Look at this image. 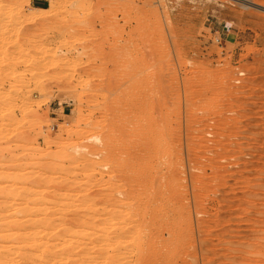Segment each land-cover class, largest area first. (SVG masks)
Segmentation results:
<instances>
[{"label":"rangeland","instance_id":"374dc122","mask_svg":"<svg viewBox=\"0 0 264 264\" xmlns=\"http://www.w3.org/2000/svg\"><path fill=\"white\" fill-rule=\"evenodd\" d=\"M141 133L157 161L133 160ZM162 251L264 264V0H0V264Z\"/></svg>","mask_w":264,"mask_h":264},{"label":"bare ground","instance_id":"6f19581e","mask_svg":"<svg viewBox=\"0 0 264 264\" xmlns=\"http://www.w3.org/2000/svg\"><path fill=\"white\" fill-rule=\"evenodd\" d=\"M69 1H70V0H69ZM70 3H71V2H70ZM52 5H53V4H52ZM141 101H142V100H141ZM142 102H143V101H142ZM212 112H213V111H212ZM213 114H214V113H213ZM157 117H158V116H157ZM156 120H157V119H156ZM218 121H219V120H218ZM145 122H146V119H145ZM152 123L154 124V122H152ZM137 124H138V126H140V125L142 126L141 123H137ZM139 124H140V125H139ZM153 124H152V125H153ZM144 125H146V123L144 124V122H143V126H144ZM149 125H151V123H150ZM149 125H147V126L149 127ZM154 125H155V124H154ZM141 126H140V127H141ZM140 127H139V128H140ZM144 127L146 128V126H144ZM144 127H143V129H145ZM148 127H147V128H148ZM139 128H137L138 131H140V129H141V128H140V129H139ZM143 129H142V130H143ZM149 129H152V128H148V131H149ZM144 131H146V130H144ZM151 131H153V130H151ZM140 132H142V131H140ZM140 132L138 133L139 135H140ZM136 133H137V132H136ZM143 134H144V133H143ZM143 134L141 133L142 138H144V139H142V141H139V143L137 142L138 144L135 143L136 145L133 147V149H134L133 151H135V152H134L135 155H134L133 153H131V154H133L134 157H135L133 160L136 159L137 161H139V159H141L140 156H143V155L146 156V155L149 153V152L147 153L146 151H148V150L151 151L150 148H152V145L154 146V145H156V144H157V145L160 144V143L158 144V140H157V143H156V141H155L156 144L152 141L154 144L152 143L151 146H148V148H147V143H146L147 139H146V137H147V135H150V134H147V135H146V133H145V136H144ZM137 136H138V135H137ZM143 136H144V137H143ZM159 136H161V135H159ZM156 137H158V136H156ZM148 138H151V136L148 137ZM138 139L140 140L141 137H138ZM155 139H157V138H155ZM135 140L138 141L137 139H135ZM135 140H134V141H135ZM148 140H149V139H148ZM151 140H154V139L152 138ZM159 140H160V139H159ZM136 141H135V142H136ZM147 142H149V141H147ZM150 142H151V141H150ZM159 142H160V141H159ZM107 143H108V142H106L105 144H107ZM115 143H116V142H115ZM112 144H113V142H112ZM148 144L150 145V143H148ZM108 145H109V147H110V144H109V143H108ZM133 145H134V144H133ZM104 146H105V145H104ZM112 146H113V145H112ZM159 146H160V145H159ZM106 147H107V146H106ZM106 147H105V149H106ZM113 147H114V146H113ZM125 147H126V146H125ZM125 147H123V148H125ZM149 147H150V148H149ZM146 148H147L148 150H146ZM155 148H156V147H155ZM157 148H158V147H157ZM157 148L155 149V151H153V150H154V147H153L152 151H153V152H157V151H156ZM102 149H104V148H102ZM102 149H101V150H102ZM105 149H104L103 151H105ZM110 149H111V148H110ZM114 149H115V148H114ZM129 149H130V148H129ZM158 149H160V148H158ZM107 150H108V149H107ZM115 150H116V149H115ZM124 150H125V149H124ZM126 150H127V149H126ZM160 150H161V149H160ZM160 150H159V151H160ZM108 151H109V150H108ZM131 151H132V150H131ZM152 151H151L149 154H152ZM159 151H158V152H159ZM166 151H167V150H166ZM100 152H102V151H99V153H100ZM105 152H106V151H105ZM105 152H103V153H105ZM109 152H111V151H109ZM121 152H122V151H121ZM125 152H126V151H125ZM162 152H163V151H162ZM162 152H160V153H162ZM168 152L171 154V152H170L169 150H168ZM172 152H173V151H172ZM115 153H117V152H115ZM127 153H128V152H127ZM140 153H141V155H140ZM146 153H147V154H146ZM164 153H166V152L164 151ZM119 154H120V153H119ZM131 154H130V155H131ZM153 154H156V153H153ZM153 154H152V159H154L153 157H155ZM157 154H158V153H157ZM166 154H168V153H166ZM113 155H114V154H113ZM113 155H112V156H113ZM117 155H118V154H117ZM160 155H161V154H160ZM160 155H159V157H160ZM104 156H106V155H104ZM110 156H111V155H110ZM122 156H123V155H122ZM144 156H143V157H144ZM148 156H150V155H148ZM148 156L146 157V160H147V158H149V159L151 158V157H148ZM156 156H157V155H156ZM164 156H165L164 154L161 155V158H163ZM114 157H115V155H114ZM114 157H113V158H114ZM166 157H167V156H166ZM166 157H165V158H166ZM157 158H158V156H157ZM169 158H171V157L169 156ZM169 158L166 159V161L164 162L165 164L167 163V160H169ZM104 159H105V158H103V160H104ZM110 159H111V161H109V162H112V158H110ZM149 159H148V160H149ZM158 159H159V158H158ZM172 159H173V158H172ZM133 160H132V161H133ZM136 160H135V161H136ZM154 160H156V157H155ZM104 161H105V160H104ZM113 161H115V160H113ZM130 161H131V160H130ZM140 161H141V160H140ZM142 161H143V160H142ZM156 161H157V160H156ZM107 162H108V161H107ZM109 162H108V163H109ZM133 162H134V161H133ZM133 162H131V163H133ZM158 162H159V160H158ZM169 162H170V161H169ZM169 162H168L166 165H164V166L168 167ZM105 163H106V162H105ZM113 163H115V162H113ZM113 163H112V164H113ZM144 163H145V162H144ZM173 163H174V162H173ZM115 164H116V163H115ZM126 164H127V163H126ZM135 164H136V163H135ZM135 164H134V165H135ZM142 164H143V162H142ZM170 164H171V163H170ZM116 165H117V164H116ZM116 165H115V166H116ZM110 166L113 167V165H110ZM110 166H109V167H110ZM170 166H172V165H170ZM117 167H120V166L118 165ZM117 167H115V168H117ZM127 167H128V166H127ZM130 167H131V165H130ZM133 167H134V166H133ZM141 167H142V166H141ZM173 167H174V165H173L171 168H167V169H169V170L171 169V172H173V170H172ZM107 168H108V167H107ZM122 168H123V167H122ZM143 168H144V167H143ZM153 168H154V167H153ZM164 168H165V167H164ZM118 169H119V168H118ZM120 169H121V167H120ZM129 169H130V168H129ZM167 169H166V170H167ZM110 170H111L110 172L113 171L111 168H110ZM124 170H125V169H124ZM140 170H141V169H140ZM148 170H149L150 173H148ZM155 170H156V169H153L152 171L154 172ZM157 170H158V169H157ZM116 171H117V170H116ZM126 171L128 172L129 170H126ZM152 171H151L150 169H147L148 176H150V175L153 173ZM164 171H165V170H163V172H164ZM141 172H143V171L141 170ZM144 172L146 173V170H145ZM157 172H160V171H156V173L154 172V173L157 174V175H155V174L153 173L154 175L152 174L151 176H152V178L155 176V178H154V179H152V178L150 179V177H149V180H148V181H150L151 183H153V182L155 183V181L157 182V183H156V187L159 188V190H158V193L155 192L156 194H155L154 198H155V197H158V194H159V197L157 198V200H158V199L161 198V196L164 197V198L166 197V196H165V193H166V191H167L168 189H167V186H166V183H165L166 181H165V180H166V178H167L168 175L165 176V177H166V178H165V177L163 176V172H160V173H162L161 175L158 174ZM166 172L168 173V171H166ZM166 172H164V174H166ZM171 172H170V174H171ZM103 173H104V172H103ZM115 173H116V172H115ZM117 173H118V172H117ZM125 173H126V172H125ZM125 173H124V174H125ZM137 173H138V172H137ZM119 174H120V173H119ZM130 174H131V173L129 172V175H130ZM138 174H139V173H138ZM138 174H137V175H138ZM143 174H144V173H143ZM172 174H173V173H172ZM129 175H128V176H129ZM146 175H147V174H146ZM116 176H118V174H116ZM121 176H122V173H121ZM124 176H125V175H124ZM128 176H126V177H128ZM130 176H131V178H132V175H130ZM144 176H145V175H144ZM148 176H146V178H147ZM134 177H136V175H134ZM140 177H141V176H140ZM140 177H139V178H140ZM168 177H169V179H171L170 176H168ZM172 177H173V176H172ZM139 178H137V179H139ZM143 178H144V177H143ZM143 178H142V180H140V179H141V178H140L139 181H137V182H135L137 179H134L135 181H133V182L137 183V185H138V184L141 185V184L144 182ZM146 178H145V179H146ZM126 179H127V178H126ZM164 179H165V180H164ZM172 179H173V178H172ZM122 180H123V179H122ZM132 180H133V179H132ZM151 180H153V181H151ZM154 180H155V181H154ZM167 180H168V179H167ZM127 181H128V180H127ZM145 181H146V183L148 182L147 180H145ZM125 182H126V181H125ZM128 182H129V181H128ZM131 182H132V181H130L129 183H131ZM144 183H145V182H144ZM144 183H143V184H144ZM147 184H148V186H149L150 183L148 182ZM128 185H129V184H128ZM131 185H133V184H131ZM131 185H130V186H131ZM138 186H139V185H138ZM152 186L154 187L155 185H152ZM152 186H151V187H152ZM134 187H135V186H134ZM151 187H149V188H151ZM153 187H152V188H153ZM136 188H137V187H136ZM145 188H146V186H145ZM127 189H128V188H127ZM129 189H131V187H130ZM153 189H154V188H153ZM151 190H152V189H151ZM170 190H171V189H170ZM142 191H143V190H142ZM142 191H141V192H142ZM174 192H175V191H173V193H174ZM129 193H131V192H129ZM133 193H134V191H133ZM173 193H171V194H173ZM175 193H176V192H175ZM132 195H133L134 197H136L137 194H132V193H131V195H129V196H131V197L128 196V197L130 198V200L135 201V200H134V197H133ZM153 195H154V194H153ZM156 195H157V196H156ZM167 195H168V194H167ZM173 195H174V194H173ZM150 197H152V196L150 195ZM167 197H168V196H167ZM129 198L126 197L125 199H129ZM132 198H133V199H132ZM136 198H138V197H136ZM139 198H140V197H139ZM139 198H138V199H139ZM150 199H151V200H150ZM107 200H108V199H107ZM114 200H115V199H114ZM114 200H112L111 202H113ZM118 200H119V199H118ZM118 200H117V202H118ZM148 200H150V201H149L150 203H151V201H152V202L154 201V200H153V197H152V198H148ZM157 200L155 199V202H156ZM142 201H143V200H142ZM106 202H107V201H106ZM106 202H105V203H106ZM117 202H116V203H117ZM129 202H131V201H129ZM121 203H122V202H121ZM121 203H120V204H121ZM134 203H135V202H134ZM134 203H129V204H132V205H133ZM137 203H138V202H137ZM146 203H147V202H146ZM158 203H159V202H158ZM106 204H107V203H106ZM112 204H113V203H112ZM122 204H123V203H122ZM125 204H126V203H125ZM114 205H115V202H114ZM114 205H111V206L114 207ZM149 205H150V204H149ZM107 206H108V205H107ZM118 206H119V204H118ZM122 207H123V206H122ZM136 207H137V208H139V207L141 208V204L138 205V206L136 205ZM118 208H120V206H119ZM144 208L146 209L145 206H144ZM103 209H104V208H103ZM116 209H117V208H116ZM172 209H173V213H174V208H172ZM175 209H176V208H175ZM140 210H141V209H140ZM105 211H106V210H105ZM144 211H145V210H144ZM144 211H143V212H144ZM146 212H147V210H146ZM146 212H144V213H145V216H146V214H147ZM171 212H172V211H171ZM137 213H139L138 210H137ZM171 214H172V213H171ZM141 215H142V214H141ZM142 219H143V218H142ZM147 219H148V218H147ZM169 219H170V218H169ZM169 219H168V220H169ZM168 220H167L166 222H168ZM138 221H140V220H138ZM148 221H149V220H148ZM164 221H165V220H164ZM164 221H163V224L166 223V222H164ZM140 222H141V221H140ZM146 222H147V221H146ZM103 223H105V222H102V224H103ZM171 223H172V222L170 221V224H171ZM129 224H130V223H129ZM132 224H134V223L132 222ZM132 224H131V225H132ZM142 224H143V222H142V223H139V225H137V226L140 227V226H142ZM151 224H152V223H151ZM166 224H167V223H166ZM168 224H169V223H168ZM168 224H167V225H168ZM104 225H107V223H105ZM124 226H125V225H124ZM124 226L122 225V228H121V226H120L119 228H118V226H116V227H117V230H116L117 232H115V229H116V228L114 229V228H113L114 225H113L112 228H113L114 233H115L114 236L112 237V241L114 240L113 243H114V242H115V243L119 242V241L121 240L120 238H121L122 234H123L125 231H127V230L129 229L127 226H126V227H127L128 229L123 228ZM137 226H135V227L137 228ZM148 226H149V225H147V227H148ZM160 226H162V225L160 224ZM170 226H171V225L163 226L162 228H160L161 230H159V231L157 230V232L155 231V233L152 232V234H154V235H153V237H154L153 239L156 240L157 243L159 242V244H156V243L154 242L153 239H152V240L149 239L148 236H146V237L149 239V241H152V242H153V243L151 242V244H152L153 246H154V244L160 246V245H161L160 243H162V242L165 244V246H167V245H166V243H167V236L170 237L169 235H171V234H172L173 236H175V238H174V240H173L174 242H175L176 239L178 238V237L176 238V234L178 233V231H177V230H174L175 233L177 232L176 234L174 233V231L172 232V230H173L174 227H175V224H174V226L172 225L173 227L171 226L172 228H170ZM101 227H102V226H101ZM105 227H107V226H105ZM105 227L103 226L101 229H103V231H105V229H107V228H105ZM133 227H134V226L132 225V228H133ZM135 227H134L133 229H136ZM149 227H150V226H149ZM168 227H169V228H168ZM104 228H105V229H104ZM133 229H132V230H133ZM138 229H139V228H138ZM138 229H137V230H138ZM140 229H141V228H140ZM156 229H157V228H156ZM171 229H172V230H171ZM113 230H111V232H113ZM164 230H166V231H164ZM153 231H154V230H153ZM130 232H132V231L130 230ZM137 232H138V231H137ZM164 232H165V233L167 232L169 235H167V236L165 237V233H164ZM180 232H181V231H180ZM37 233H38V232H37ZM37 233L35 232L34 234H37ZM172 235H171V237H172ZM179 235H180V234H179ZM171 237H170V239H171ZM147 238H146V240H143V238H142V239L139 238L138 243H137V240L134 242V243H135V248H136V244H137V248H136V249H138V251H141V250L143 249V247L146 245L145 243L147 242ZM24 239H25V238H24ZM55 239H56V238H55ZM165 239H166V240H165ZM168 239H169V238H168ZM182 239H184V238H181V242H182ZM185 239H186V238H185ZM185 239H184V240H185ZM106 240H108V239H106ZM177 240L180 242L179 239H177ZM58 241H59V240H58ZM143 241H145V243H144ZM149 241L147 242L148 245H150V244H149ZM173 241L171 240V243H169V244H172ZM187 242H188V241H187ZM56 243H57V242H56ZM108 243H109V240H108ZM115 243H114V244H115ZM163 243H162V245H163ZM61 244H62V243H61ZM109 244H110V243H109ZM143 244H145V245L143 246ZM175 244H176V243H175ZM162 245H161V247H162ZM48 246H49V245H48ZM173 246H174V243H173ZM173 246H172V245H170V246L168 245L167 247H171V250H172V247H173ZM130 247H131V246H130ZM147 247H149V248L147 249ZM150 247H152V246H147V245H146V250L148 251L149 249H153V247H152V248H150ZM154 247H155L154 249H157V248H158V246H157V248H156V246H154ZM51 248H52V247H51ZM162 248H163V249H166V248H164V246H163ZM162 248H161V249H162ZM158 249H159V248H158ZM167 249H169V248H167ZM167 249H166V250H167ZM169 250H170V249H169ZM169 250H168V253H169ZM151 251H153V250H151ZM148 252H149V251H148ZM155 252H156V251H155ZM155 252H154V253H155ZM166 252H167V251H166ZM150 253H151V252H150ZM152 253H153V252H152ZM152 253H151V254H152ZM170 253H171V252H170ZM147 254H149V253H147ZM151 254H150V255H151ZM155 254H157V253H155ZM150 255H149V256H150ZM168 255H169V254H168ZM57 256H58V255H57ZM149 256L146 255L147 258H148ZM167 257H168L167 254L164 253V251H162V253H160V254H158V255H156V256H155L154 254L151 255V258L149 257V260L147 259V261L150 262V264H151V263H152V264H159L160 262H164V261H165L166 259H168V258L170 259V256H169L168 258H167ZM60 259H61V258H60ZM147 261H146V262H147ZM147 264H149V263H147Z\"/></svg>","mask_w":264,"mask_h":264}]
</instances>
